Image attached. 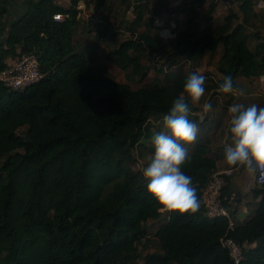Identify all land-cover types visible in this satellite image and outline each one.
<instances>
[{
  "label": "trees",
  "instance_id": "obj_1",
  "mask_svg": "<svg viewBox=\"0 0 264 264\" xmlns=\"http://www.w3.org/2000/svg\"><path fill=\"white\" fill-rule=\"evenodd\" d=\"M70 1L64 8L55 0H23L25 9L8 20L0 5V72L31 54L42 75L22 90L0 82V264H234L221 246L225 238L241 247L240 264H264V184L250 188L247 204L256 203L243 222L234 221L237 206L222 188L232 229L225 218H207L201 205L206 183L224 160L225 139L213 146L221 113L202 118L190 106L189 119L200 131L187 146L182 171L197 188L201 207L195 214L161 212L143 173L131 169L136 152L141 158L154 154L152 137L163 130L164 115L194 73L172 67L196 68L221 48L215 64L220 78L208 80L207 92L216 91L222 77L230 76L237 89L238 78L264 79L260 0H234L238 12L228 10L213 26L215 0H181L174 12L185 18L168 39L153 34L151 18L146 30L136 32L151 12L137 4L130 37L110 49L108 59L120 70L131 69L139 81L147 76L143 57L168 64L156 68L162 78L134 89L76 51L79 0ZM104 1L95 0L93 8ZM57 13L64 18L55 21ZM228 107L226 102L222 109ZM149 222L157 223L152 236L159 250L141 256Z\"/></svg>",
  "mask_w": 264,
  "mask_h": 264
},
{
  "label": "rangeland",
  "instance_id": "obj_2",
  "mask_svg": "<svg viewBox=\"0 0 264 264\" xmlns=\"http://www.w3.org/2000/svg\"><path fill=\"white\" fill-rule=\"evenodd\" d=\"M87 1L89 2L88 5H86ZM70 2V0H55L56 4L64 8H68ZM180 2L181 0H105L101 7L98 10H95L93 8L95 0H79L76 5V9L78 10L76 18L78 22L75 26L73 35L76 51L83 53L91 65L104 69L116 81L128 84L133 89L142 85L152 84L155 79L162 78V76L157 73L156 68L162 63L166 66L168 64L167 62L156 61L152 55L143 57L140 60V64L143 67H148V70L147 76L142 81H139V77L136 76L131 69L120 70L112 64L108 59L110 57L109 51L118 43L130 37L127 27L130 22L133 24L135 20L137 4L141 6L147 5L151 12L143 15V20L140 22L139 26L136 27V32H143L146 30V21L151 18L153 20V29L151 30L153 34L160 35L165 39L171 38L173 36L171 30L175 28L176 24L180 25L185 18L183 14L181 15L174 12V8ZM259 3H261V5L257 4L256 9L264 13V0H260ZM0 5L6 10L4 20L11 19V17L16 19L22 10L25 9L23 0H0ZM206 7L207 4L200 9V12H204ZM231 9L238 12L236 4L229 6L228 4L216 2V11L213 14L214 22L211 26L222 22L223 17L227 14L228 10ZM154 12H158V14L156 15ZM106 17L108 21H105ZM106 22L108 25L107 27H104ZM180 28H182V26H180ZM98 32H104V36L97 38ZM220 55L221 48H219L217 53L211 58L205 56L196 68L181 63L179 67H172L170 71L174 72L177 70L180 73L199 72L206 77L205 86H209V79L217 81L218 78H220V75L215 68V64ZM14 62L15 61L10 62L9 65L14 64ZM236 83L238 89L243 91V95L234 96L232 94H223L217 90L206 91L205 97L201 101V105L194 106L198 110L197 114L202 116V118L205 115H219L221 113L222 127L216 134V140L214 141L213 146H219L224 142L222 134L223 132H226L227 119L229 118V107L224 111L222 106H225L226 102L229 103L230 106L234 103H240L245 106L256 104L259 107H264V79L249 82L243 78H238ZM204 102L214 104V107L211 108V111L208 113L203 112L202 105ZM152 155L153 154L146 153L145 157L141 158L136 152V161L131 165V169L134 172L140 171L143 173V169L150 163ZM226 168L233 170L234 173V168L227 166L225 163L223 164V169ZM252 207L253 203H250L247 210H251ZM240 216L241 213H237L236 217L238 219H241ZM156 227L157 223L149 222L147 224V249L141 250V256L159 250L158 243L152 236Z\"/></svg>",
  "mask_w": 264,
  "mask_h": 264
},
{
  "label": "clouds",
  "instance_id": "obj_3",
  "mask_svg": "<svg viewBox=\"0 0 264 264\" xmlns=\"http://www.w3.org/2000/svg\"><path fill=\"white\" fill-rule=\"evenodd\" d=\"M205 80L199 72L186 77L182 92L163 117V130L152 137L154 154L143 169V176L147 193L161 212L195 214L201 207L193 179L182 171V166L188 159L187 146L196 142L200 131L199 124L190 120L189 115L190 106H200L205 97ZM222 80L218 92L243 95L241 89L234 88L230 76ZM211 108L209 102L202 105L205 113ZM228 113L224 162L264 180V107L234 103Z\"/></svg>",
  "mask_w": 264,
  "mask_h": 264
},
{
  "label": "built area",
  "instance_id": "obj_4",
  "mask_svg": "<svg viewBox=\"0 0 264 264\" xmlns=\"http://www.w3.org/2000/svg\"><path fill=\"white\" fill-rule=\"evenodd\" d=\"M63 18L64 15L61 13L53 15L55 21H60ZM41 77L42 75L38 69V61L31 54L21 56L14 64L9 65L0 72V82L14 90H22L39 81ZM232 175L233 170L231 169H215L201 195V205L205 216L209 219H227L229 229H232L233 222L228 208L223 204L221 191ZM252 182L256 186H262L264 184V180H261L258 174L253 176ZM221 246L228 252L234 264H240L243 260V251L234 240L231 238L222 239Z\"/></svg>",
  "mask_w": 264,
  "mask_h": 264
},
{
  "label": "crops",
  "instance_id": "obj_5",
  "mask_svg": "<svg viewBox=\"0 0 264 264\" xmlns=\"http://www.w3.org/2000/svg\"><path fill=\"white\" fill-rule=\"evenodd\" d=\"M223 164H225L224 160L220 161V163H217V169H223ZM226 169H229V168H226ZM252 178L253 176H249L242 169L238 170L234 168L233 175L225 183V185L228 186L230 189L231 198L235 197V195H238V194L241 195L242 197V200L239 203L234 202L233 200H229V202L232 205L237 206V211L235 215L233 216V219L236 222H243L246 219H248L250 215L253 214L254 204L256 202H250V203H253V207L251 208V210H247L250 205V203L247 204V202L249 201L248 200L249 190L253 186ZM226 194H227V190H226ZM226 194H225V198H226ZM237 213H241V216H240L241 219H238L236 217Z\"/></svg>",
  "mask_w": 264,
  "mask_h": 264
},
{
  "label": "water",
  "instance_id": "obj_6",
  "mask_svg": "<svg viewBox=\"0 0 264 264\" xmlns=\"http://www.w3.org/2000/svg\"><path fill=\"white\" fill-rule=\"evenodd\" d=\"M216 2H221V3H224V4H228L229 6H232V5H234V4H236L235 2H234V0H215ZM237 5V4H236ZM225 187V189L227 190V194H226V200H233L234 202H237V203H239V202H241V200H242V197H241V195H235V197H233V198H231V192H230V189H229V187L228 186H224Z\"/></svg>",
  "mask_w": 264,
  "mask_h": 264
}]
</instances>
